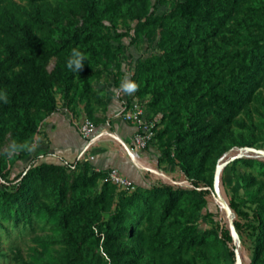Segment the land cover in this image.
Masks as SVG:
<instances>
[{"label":"trees","instance_id":"trees-1","mask_svg":"<svg viewBox=\"0 0 264 264\" xmlns=\"http://www.w3.org/2000/svg\"><path fill=\"white\" fill-rule=\"evenodd\" d=\"M28 1L37 8L40 0ZM72 1L82 24L74 31L45 34L40 33L44 21L38 11L34 17L19 21L15 5L0 0V89L8 95L7 102L0 101V141L9 134L20 151L19 157H9L6 152L8 160H0V228L10 224L20 232L34 231L37 219L44 218L69 235L63 264H197L191 255L196 249L201 264H218L217 258L203 252L209 236L221 244H231L230 256L234 257L239 246L229 223H215L199 233L196 221L207 204L205 167L212 155L222 152V136L239 126V116L264 80V22L252 23L261 27V37L242 42L228 57L217 58L214 53L206 54L213 43L210 40L228 31L229 14L250 0H182L169 16L172 26L161 25L168 43L163 56L138 64L133 82L155 70L146 78V87L175 78L195 92L185 109L184 126L166 143L167 150L157 160L158 165L167 162L176 166L188 186L155 184L136 186L133 192H115L116 187L104 181L103 172L90 168L87 174L88 161L57 164L40 162L38 157L31 158L22 172L10 178L12 166L33 151L32 139L40 123L56 113V94L63 105H69L74 101V82L88 80L83 65L77 72L68 68L71 50L84 47L85 51L102 30L107 33L101 36L105 43L110 38L124 37L134 42L140 32L161 20L157 5L165 6V0H155L151 9L146 0H117L108 7L96 0ZM257 8L254 11L264 12L263 5ZM121 17L130 24L123 33L118 32ZM190 49H200L198 63L193 62ZM212 58L221 67H225L223 61H228L225 78H218L208 68ZM164 90H156V102ZM184 93L181 97L186 98L188 92ZM82 114L93 121L87 113ZM165 132L155 136L162 137ZM241 163L264 173V162L243 158ZM81 167L86 171L76 173ZM97 181L102 183L100 190L91 194ZM254 183L251 178L245 186ZM241 204L244 201L231 198L229 206L235 219L228 220L239 242L245 239L250 243L249 264H264V196L255 199L249 212L241 209ZM129 243L135 247H129ZM99 250L101 255L94 253ZM14 253L19 259L18 251ZM143 256L151 260L142 263Z\"/></svg>","mask_w":264,"mask_h":264},{"label":"rangeland","instance_id":"rangeland-1","mask_svg":"<svg viewBox=\"0 0 264 264\" xmlns=\"http://www.w3.org/2000/svg\"><path fill=\"white\" fill-rule=\"evenodd\" d=\"M6 1L15 5V17L19 21L34 17L36 11H38V17L44 21L40 27V33L56 34L59 30L74 31L76 26L82 24L80 12H77L72 0H40L36 3L37 8L28 0ZM96 1L101 6L108 7L117 0ZM146 1L148 9H151L155 0ZM180 1L182 0H165L164 7L158 4L157 8L159 16L162 17L161 20L156 25L140 32L134 42H130L128 38L124 37L122 39L110 38L108 43H105L101 36L107 33L102 30L100 36L94 37L85 51L84 47L79 49L84 54L83 67L89 77L86 83H79L78 80L74 82L71 93L74 101L70 102L69 105H63L60 95L56 94L59 102L56 112L67 114L69 124L75 131L74 120L83 112L93 119L96 126L104 125L107 122L111 126L115 123L110 118L111 112L119 109V113L114 118L121 120V113L128 109L133 102L145 111L146 117L154 123L153 139L148 148L145 149L146 161L151 168L153 167V170H149L151 172L146 170L136 171V181H133L136 186L143 188L155 184L188 186L176 166L169 165L167 162L158 165L157 160L167 150L166 143L171 140L177 130L184 126L187 120L185 109L190 106L189 100L195 92L187 90V85L175 78L150 83L146 87V78H150L152 74H155V70L146 73L142 80H135L137 84L136 91L129 94L121 88V82L125 78L132 81L138 64L153 56H163L168 43L166 40L167 34L163 31L161 25L172 26L169 23V16ZM259 4L264 6V0H250L242 3L236 11L231 12L229 14L230 18L227 20L230 29L210 40L213 43L208 46L210 50L206 54L214 53L217 58L228 57L242 42L261 37V27L252 25L254 22H264V12L254 11V8H257ZM128 26L130 24L127 20L122 17L118 19L119 33L125 32ZM56 36L54 35V37ZM190 52L192 53L193 62L198 63L202 54L200 49H190ZM208 58L210 59L211 55ZM214 62L215 59L212 58L208 68L212 69V73L218 74V78H225L230 68L226 63L228 61L222 62L225 67L219 66L217 60ZM53 66L54 62L50 63L48 70L51 71ZM158 88H165V90L156 102L153 95H155ZM184 92H188L186 98L181 97ZM114 101L119 104L118 109L114 106ZM171 104H173V107H170ZM45 121L46 119L40 123L38 134L32 139V145H35L38 150L41 146L48 145L49 142L46 133L42 130ZM238 122V127L228 129L222 136L219 149L222 152H216L212 155L205 167L204 178L207 183L205 188L208 193L205 196L207 202L205 209L200 211L196 221L199 233L209 230L215 223H219L220 226L227 225L228 217L235 219V214L229 206L233 196L236 197L237 201H244V205L241 204L240 208L247 212L254 207L256 198L264 196V173L259 172L256 167L245 166L241 163L243 158L264 162V80L247 110L239 116ZM164 130H167V132L162 137L155 136L156 133L159 134ZM10 138L11 136L7 134L0 141V160L7 158V155L5 156L6 152L9 153V157H19L20 155L18 147L13 150L12 145L14 143ZM102 142L117 150L110 149L105 154L108 158L111 155V164L130 166L127 154L119 151L118 145L105 138H102ZM130 148L132 153L139 154V150H136L133 146ZM252 150L256 151L252 152ZM37 154L36 150L31 152L27 159H19L12 166L10 178L22 172L28 166L31 158L39 156V161L42 162L45 153ZM134 154H131L132 159L138 161ZM64 162L66 161L62 159L61 163ZM87 165V174H90L92 166L88 163ZM84 171H86V168L81 167L76 173ZM251 178L255 179V183L246 188V181ZM101 184V181H97L91 194L99 192ZM214 185L217 194L229 208L228 217L225 214L223 205L217 198L216 192H214ZM115 192H118L117 188H115ZM169 220L171 221V219ZM3 226L0 228V264H63L67 254L66 239L69 235L55 229L44 218L37 219L34 231L20 232L19 229L15 230L10 224H4ZM127 245L135 247L134 243ZM14 246L17 250L13 248ZM238 246L239 259L230 256L231 244H221L213 236H209L203 252L208 257L217 258L219 260L218 264H249L251 258L250 243L244 239L238 243ZM17 251L20 256L19 259L16 258L14 253ZM197 251L198 249L191 255L196 258L197 264H201ZM94 253L101 255V250ZM150 260L149 256H143L142 263H148Z\"/></svg>","mask_w":264,"mask_h":264},{"label":"crops","instance_id":"crops-1","mask_svg":"<svg viewBox=\"0 0 264 264\" xmlns=\"http://www.w3.org/2000/svg\"><path fill=\"white\" fill-rule=\"evenodd\" d=\"M114 106L117 109L119 108V104L115 101ZM117 113H119V109L115 112H111L110 114V118L115 121L114 125L110 126L109 122H107L104 125L96 126L94 141L90 143L89 141L83 140L77 134L75 129L70 126L67 114H64L63 112H56L48 117L42 125V130L46 133L49 139L48 145L41 146L40 149L42 150H38L34 145L32 152L37 150V155L45 153V157L42 159V161L45 162L60 164L62 159L70 163L75 160H80L82 162L83 160H87L84 153H87L85 152V149L88 145H90V154L94 156V160L92 162H88L90 166L99 170L114 167L122 175L126 176L131 181H134L137 176L136 171H149L153 170V167L151 168L150 164L146 161V150L138 152V155L131 152L130 147L132 146V138L136 128L132 124L123 123L118 118L115 119L114 117H116ZM81 116L82 113L79 114L77 118H80ZM102 138L112 140L115 145H118V150L127 154L130 166H117L111 164V155H109L110 157L108 158L105 154L110 149H113V151L117 150L111 148L108 144V147H106L107 145L105 142H102ZM131 154H134L138 161H134ZM87 155L88 153L86 156ZM36 157L40 159L39 156Z\"/></svg>","mask_w":264,"mask_h":264},{"label":"built area","instance_id":"built-area-1","mask_svg":"<svg viewBox=\"0 0 264 264\" xmlns=\"http://www.w3.org/2000/svg\"><path fill=\"white\" fill-rule=\"evenodd\" d=\"M120 118L123 122L130 123L136 128L132 138V146L139 151L147 149L154 136V123L146 117L145 111L137 103L133 102L128 109L121 113ZM74 124L77 134L83 140L89 141L90 143L94 141L96 125L92 120L82 114L80 118L74 120ZM90 149L91 146L88 145L85 149V152H87L88 155L86 156L87 153H84L87 159L86 161L88 162L94 160V156L90 154ZM91 169L96 172H103L106 175L104 181L114 185L118 191L133 192L136 189V184L126 176L122 175L114 167L104 170H99L94 167Z\"/></svg>","mask_w":264,"mask_h":264},{"label":"clouds","instance_id":"clouds-1","mask_svg":"<svg viewBox=\"0 0 264 264\" xmlns=\"http://www.w3.org/2000/svg\"><path fill=\"white\" fill-rule=\"evenodd\" d=\"M84 59H85L84 54L78 48H73L71 50V54H70V57L68 59L67 66H68V68L77 72V70L80 69L82 67V65L84 64ZM121 88L124 92L130 94V93L136 91L137 84L135 82L131 81V79L125 78L121 82ZM7 99H8V95H7L6 91L0 89V101L7 102ZM12 148L14 150L16 148V145L13 144Z\"/></svg>","mask_w":264,"mask_h":264},{"label":"water","instance_id":"water-1","mask_svg":"<svg viewBox=\"0 0 264 264\" xmlns=\"http://www.w3.org/2000/svg\"><path fill=\"white\" fill-rule=\"evenodd\" d=\"M255 151H256V150H252V152H255ZM260 153H262V152H260ZM262 154H263V153H262ZM214 192H216L215 185H214ZM216 194H217V192H216ZM217 198H218V200L220 201V203L223 205V208H224L225 214H226V216L228 217V216H229V208H228V206L224 203V201L219 197L218 194H217ZM229 218H230V217H228V219H229ZM228 223H229L230 231H231V234H232L234 240H236V241L239 243L238 237H237L236 233L234 232V230H233V228H232V226H231V222H230V220H228ZM234 254H235V257H236L237 259H239V253H238V250H235V251H234Z\"/></svg>","mask_w":264,"mask_h":264}]
</instances>
